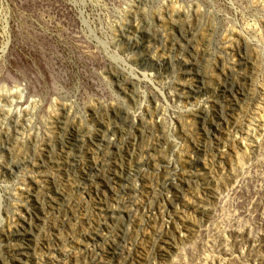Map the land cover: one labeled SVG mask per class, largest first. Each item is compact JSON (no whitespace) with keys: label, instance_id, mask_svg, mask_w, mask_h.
<instances>
[{"label":"rangeland","instance_id":"rangeland-1","mask_svg":"<svg viewBox=\"0 0 264 264\" xmlns=\"http://www.w3.org/2000/svg\"><path fill=\"white\" fill-rule=\"evenodd\" d=\"M0 264H264V0H0Z\"/></svg>","mask_w":264,"mask_h":264},{"label":"water","instance_id":"water-1","mask_svg":"<svg viewBox=\"0 0 264 264\" xmlns=\"http://www.w3.org/2000/svg\"><path fill=\"white\" fill-rule=\"evenodd\" d=\"M11 79H13V77L11 76Z\"/></svg>","mask_w":264,"mask_h":264},{"label":"bare ground","instance_id":"bare-ground-1","mask_svg":"<svg viewBox=\"0 0 264 264\" xmlns=\"http://www.w3.org/2000/svg\"><path fill=\"white\" fill-rule=\"evenodd\" d=\"M118 61V60H117ZM119 62V61H118ZM21 95H22V93H21Z\"/></svg>","mask_w":264,"mask_h":264}]
</instances>
